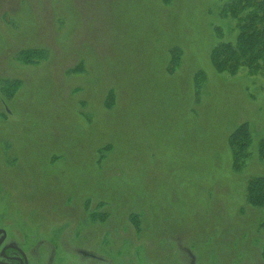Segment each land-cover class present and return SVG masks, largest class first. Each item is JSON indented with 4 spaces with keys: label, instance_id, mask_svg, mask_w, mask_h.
<instances>
[{
    "label": "rangeland",
    "instance_id": "374dc122",
    "mask_svg": "<svg viewBox=\"0 0 264 264\" xmlns=\"http://www.w3.org/2000/svg\"><path fill=\"white\" fill-rule=\"evenodd\" d=\"M226 1L0 0V232L32 264H264V75L212 65Z\"/></svg>",
    "mask_w": 264,
    "mask_h": 264
},
{
    "label": "trees",
    "instance_id": "16d2710c",
    "mask_svg": "<svg viewBox=\"0 0 264 264\" xmlns=\"http://www.w3.org/2000/svg\"><path fill=\"white\" fill-rule=\"evenodd\" d=\"M225 14L236 20L235 41L219 43L211 53V63L219 72L236 71L247 66L251 74L264 75V0H227L223 4ZM242 126V125H241ZM238 127L230 136L234 160L242 154L249 132ZM258 154L264 158V138L258 144ZM251 203L264 202V176L251 179Z\"/></svg>",
    "mask_w": 264,
    "mask_h": 264
},
{
    "label": "flooded vegetation",
    "instance_id": "af4514ba",
    "mask_svg": "<svg viewBox=\"0 0 264 264\" xmlns=\"http://www.w3.org/2000/svg\"><path fill=\"white\" fill-rule=\"evenodd\" d=\"M6 237L2 232H0V264H32V261H34L29 253L26 251L28 250L26 248L25 244H22V241L16 242L15 240H9L6 241ZM82 258L90 259L92 261H95V264L103 263L100 256L92 253V252H81ZM54 264H64L62 262H59ZM191 264H194V260H190ZM65 264H75L71 260L66 262Z\"/></svg>",
    "mask_w": 264,
    "mask_h": 264
}]
</instances>
